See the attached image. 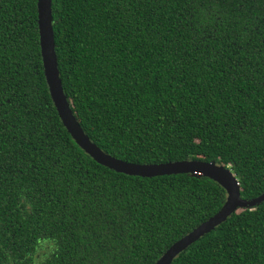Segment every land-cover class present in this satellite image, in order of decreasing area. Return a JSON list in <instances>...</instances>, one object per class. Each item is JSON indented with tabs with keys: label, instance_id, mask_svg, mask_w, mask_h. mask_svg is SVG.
<instances>
[{
	"label": "trees",
	"instance_id": "16d2710c",
	"mask_svg": "<svg viewBox=\"0 0 264 264\" xmlns=\"http://www.w3.org/2000/svg\"><path fill=\"white\" fill-rule=\"evenodd\" d=\"M62 89L87 138L136 165L197 161L264 194V0H51ZM206 177L127 176L53 105L37 0H0V264H155L220 211ZM171 264H264V202Z\"/></svg>",
	"mask_w": 264,
	"mask_h": 264
},
{
	"label": "water",
	"instance_id": "95a60500",
	"mask_svg": "<svg viewBox=\"0 0 264 264\" xmlns=\"http://www.w3.org/2000/svg\"><path fill=\"white\" fill-rule=\"evenodd\" d=\"M37 25L44 76L53 105L63 126L86 155L99 165L127 176L153 178L186 174L206 177L226 192V199L220 211L174 243L155 264H171L191 245L224 223L237 209L253 208L264 202V194L249 201L242 200L234 175L216 165L191 160L159 165H136L104 154L84 134L63 93L55 55L51 0H37Z\"/></svg>",
	"mask_w": 264,
	"mask_h": 264
}]
</instances>
